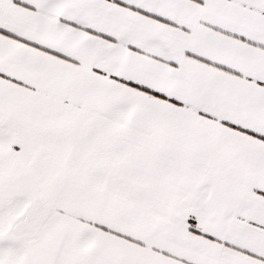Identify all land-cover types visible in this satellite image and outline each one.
Wrapping results in <instances>:
<instances>
[{
	"label": "snow or ice",
	"instance_id": "6c2138e0",
	"mask_svg": "<svg viewBox=\"0 0 264 264\" xmlns=\"http://www.w3.org/2000/svg\"><path fill=\"white\" fill-rule=\"evenodd\" d=\"M0 264H264V0H0Z\"/></svg>",
	"mask_w": 264,
	"mask_h": 264
}]
</instances>
